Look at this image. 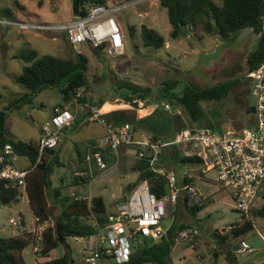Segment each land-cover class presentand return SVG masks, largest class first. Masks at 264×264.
Listing matches in <instances>:
<instances>
[{
	"label": "rangeland",
	"instance_id": "obj_1",
	"mask_svg": "<svg viewBox=\"0 0 264 264\" xmlns=\"http://www.w3.org/2000/svg\"><path fill=\"white\" fill-rule=\"evenodd\" d=\"M126 1L132 0H106L111 3L121 2L122 5ZM213 1L221 2V0ZM158 2L159 0H141L124 5L116 11L117 19L124 33V46L120 53L111 55L102 46L97 47L96 50L87 43H80L73 47L67 41L63 30L39 29L22 25V22L55 24L67 21L72 16L71 0H0V108H7L5 118L7 135L19 140H39L41 125L49 120L52 108L57 102L66 104L69 110L74 111L73 105L68 104L69 99H65L63 93L55 87L40 89L30 102L21 101L20 104L9 106L15 97L20 96L26 90L23 85L14 80V76L22 71L23 65L26 63L16 54L30 48L36 49L39 54H53L61 57L74 56L80 49L87 57L88 87H79L72 97L78 101H83L79 98L83 95L90 96V98L92 96L91 99L94 100L97 97H103L104 102L107 103L105 107L119 110L121 114H115V117H120L124 121H129L128 119L132 118V114L135 112L144 113L148 109L147 104L152 103L154 107L149 115L156 116L147 120L149 122L147 123L156 132H158L157 127L164 126V120L160 119L167 117L168 123L173 121L170 128L175 132L185 126H206L222 132L226 129H238L250 121L252 114L248 113L247 109L255 99L251 93V84H245L246 58L255 47L259 35L249 27L225 37L193 28L188 30L184 27L182 33L184 35L181 38L179 36L182 34L172 37L167 9ZM143 23L155 28L164 39H167L170 43L169 47L154 48L151 45H146L141 35V24ZM179 62H183L182 64H185L189 70H181V73L175 71L173 67H178ZM170 77H177L180 80L179 87H176L175 91L180 90L186 81L199 86L211 85L223 80H231L233 84L224 97L203 100L201 102L203 118L198 121H190L181 106L173 105L170 100L160 94L161 81ZM116 78L149 85L152 87L151 95L146 99H140L141 101L136 104L125 102L116 87ZM83 102H88V100ZM139 107L143 108L142 112L137 111ZM123 109L127 111L125 112ZM75 123L78 124L76 128L65 126L60 131V136L64 140L63 147L59 151L51 173L53 184L60 181L59 177L63 178L61 183H66V185H61V190L62 193L67 194L72 192L69 186L72 185V176L77 174L75 172H87V169L83 167V161L77 155L74 143L76 141L83 144L93 142L90 139L83 140V135L87 132L93 136H101L100 139L105 134V131L101 133L102 126L98 121L89 119L83 121L82 118H77L74 125ZM129 123L131 122L129 121ZM148 132L150 133V131ZM71 138H73L72 145L69 143ZM172 147L176 149L177 153L182 152L180 145ZM45 154L47 161L55 156L54 153ZM121 154L119 146L118 159L109 154L107 157L109 166L105 170L95 173L86 182L74 183L73 181V185L77 184L78 189L81 188L88 193L101 194L107 210L113 208L115 201H121L122 193L127 196L131 193L133 189L131 185L137 179V171L128 169V164ZM17 157L26 161L25 163H30L25 155H17ZM15 163L17 164V162ZM157 165L166 167L163 162H160V159ZM211 175L212 172L207 171L205 174L196 176L197 186L201 191L204 194L212 192L215 199L202 207L201 221L194 222V227L200 232L199 235L193 240H179L191 245L185 246L189 247L186 248V251L193 249L192 246L200 245V240L204 235L211 236L218 244L219 239L215 237L214 233L208 234L211 225L221 227L236 222L241 216V213L231 206L233 202L229 197L223 201L218 196L219 184L211 178ZM128 183L130 187L127 186ZM17 209L18 206L13 200L8 203H0V235L6 236L16 231V226L9 222V218L18 220ZM59 209L60 205L52 206V214L43 222H37L33 218L34 230L29 231L37 241L38 249H34L32 243L23 248L22 254L26 264H33L38 258H41L37 253L40 249V239L37 236L45 226L54 222V215ZM204 214L205 216H203ZM32 215V212L27 210V218H31ZM248 219L255 223L254 228L243 235L231 236L228 251L218 255L217 264H231L232 262L252 264L253 261L262 258L264 239L258 232L264 233V218L255 215L252 211ZM87 220L94 223L92 217ZM161 222L168 223L169 216L162 217ZM242 237L252 247V251L233 250ZM88 240H92V235L81 240L75 237L67 238L66 241L74 264H78L81 249L91 248L92 241ZM140 241V237L135 239L133 246ZM62 250H64V244L61 243L50 254L54 255ZM172 254L175 253L172 252ZM230 254L232 257H229ZM195 256L196 251L194 250L185 253V260H182V264H195ZM205 259L203 264H213L212 258L206 256Z\"/></svg>",
	"mask_w": 264,
	"mask_h": 264
},
{
	"label": "trees",
	"instance_id": "obj_2",
	"mask_svg": "<svg viewBox=\"0 0 264 264\" xmlns=\"http://www.w3.org/2000/svg\"><path fill=\"white\" fill-rule=\"evenodd\" d=\"M91 2L108 3L106 0H71V11L73 15L85 14L87 6ZM160 5L167 9L168 20L171 25L170 35L177 37L183 33L184 27L189 29H198L209 34H217L225 37L236 33L245 27L251 28L254 33L259 30V15L264 7V0H221L215 3L213 0H159ZM132 28V27H131ZM141 35L146 45L159 48L164 44V37L156 29L141 24ZM92 46V45H90ZM94 50L97 47L92 46ZM17 57L24 60L22 71L14 76V80L25 87V91L18 97H15L9 106L20 104L21 101L30 102L35 93L44 87H55L63 93L65 99H70L79 87H88L86 75L87 57L81 51L76 52L74 56L61 57L53 54H39L34 48L24 49ZM264 59V37L258 36L255 47L250 51L246 58L248 70H252L261 60ZM233 81L223 80L211 85L199 86L190 82H185L180 90L179 80L177 78H166L159 86L160 94L173 104L181 106L186 112L190 121H198L203 118V100L220 99L224 97ZM116 87L125 102L136 104L137 100L146 99L151 95L152 87L129 80L116 78ZM81 100L96 102L101 105L105 99L97 97L91 99L90 96H80ZM7 108H0V151L6 142L12 145L13 153L25 155L31 162L25 175V191L28 196L29 204L37 222H43L52 214V206L60 205V209L54 215V222L45 226L39 238L40 249L37 251L42 257L33 264H74V259L70 253L67 237H77L91 235L96 231L95 222L92 223L87 218L92 217L101 225L107 221L108 211L102 195H92L90 198L77 197L75 194L62 193L61 185H53L51 173L57 157L53 156L46 160L45 152H53L52 148H45L39 153V140H19L8 136L5 128ZM109 113H104L106 120L113 123H121L124 120L120 117L110 118ZM133 115V114H132ZM156 115H147L136 119L133 115L128 120L135 129H144L150 131L155 138L157 134L152 132L147 120ZM171 119V118H170ZM128 121V122H129ZM148 122V123H147ZM173 121H171L172 123ZM172 137V136H171ZM170 137V138H171ZM169 138V139H170ZM167 140V139H165ZM87 143H74L77 155L84 162V152ZM137 165L134 167L138 171L136 181L131 186H135L143 179H147L149 188L158 195H164L167 192V184L156 171L149 165L148 155L137 157ZM159 161V159H158ZM157 161V163H158ZM179 164L185 163L197 164L200 159L195 154H185L181 152L178 157ZM97 173V172H95ZM94 173V174H95ZM93 175L82 171L72 176V183L86 182ZM18 185L7 183L6 179L0 178V203L4 197L15 199L18 193ZM191 214H195L202 204L187 205ZM255 215L264 218V201L253 208ZM56 223H59L64 241L57 237ZM225 234L214 233L221 239L228 235L237 236L253 227L248 219L237 224ZM190 226L187 222H180L178 225L173 223L166 230L162 239L155 241L151 237L139 235L141 241L133 246L130 262L136 263L141 260H155L159 264H167L170 259V250L175 242V235L178 229ZM33 234L25 231L21 235L0 236V264H26L22 249L29 243L36 244ZM64 244V250L61 254L51 255L52 250L59 244ZM229 257H232L230 254ZM264 264V263H261Z\"/></svg>",
	"mask_w": 264,
	"mask_h": 264
},
{
	"label": "built area",
	"instance_id": "obj_3",
	"mask_svg": "<svg viewBox=\"0 0 264 264\" xmlns=\"http://www.w3.org/2000/svg\"><path fill=\"white\" fill-rule=\"evenodd\" d=\"M138 1L141 0L126 1L123 5L121 2H91L85 14L72 15L67 21L55 24L22 22V25L63 30L73 47L87 43L105 47L108 53L116 55L124 46V33L116 11ZM259 23L257 34L264 37V7L259 15ZM251 75V93L255 99L252 119L238 129H226L222 132L206 126H185L167 140L155 138L146 131L137 136L128 121L118 124L107 121L103 116L102 105L87 103L89 118L105 127L102 139L87 143L84 152L87 172L94 175L95 172L105 170L109 166V154L118 159V147L130 144L134 146L136 157L148 155L149 165L166 181L168 190L164 195L157 196L150 190L147 179L137 183L125 200L108 213L104 225L94 221L96 231L91 234L92 246L82 249V264H159L149 259L131 263L133 241L139 235L151 237L155 241L162 239L166 234V228L161 225L166 200L175 202L179 193H182L189 206L203 203L206 198L193 180L195 176L207 171L212 172L211 178L215 182L229 190L233 207L241 213L236 223L250 217L253 208L264 201V59L251 70ZM72 118L68 110L58 106L53 108L49 120L41 125L39 153L45 148L56 146L61 129ZM177 143L187 146L185 154H195L200 159L197 164H184L181 171L183 180L180 183L177 182V173L173 169L157 165L162 148ZM12 153V145L6 142L0 151V178L25 188L27 169L18 168L11 163ZM250 221L252 225L255 224ZM9 222L14 226L18 224L14 218H9ZM233 223L216 227L214 231L220 235L225 234L235 227ZM199 233L196 227L186 226L177 230L175 241L193 240ZM258 233L264 239V233ZM88 237L89 235L75 238L81 240ZM33 248L38 249V245ZM236 249L250 251L251 247L246 240H240Z\"/></svg>",
	"mask_w": 264,
	"mask_h": 264
},
{
	"label": "crops",
	"instance_id": "obj_4",
	"mask_svg": "<svg viewBox=\"0 0 264 264\" xmlns=\"http://www.w3.org/2000/svg\"><path fill=\"white\" fill-rule=\"evenodd\" d=\"M108 3H111V2H108ZM183 35L184 34H182L179 37L181 38ZM164 41L165 42H164L163 46L164 47H166V46L169 47L170 43L168 42V40L167 39H164ZM182 63L179 62L178 63V67H175L174 66L173 69H175V71L180 72V73H181V70L188 71L189 70L188 67L185 64H182ZM173 78H177V77H173ZM179 84H180V80H179ZM69 103L71 105H73L74 111L73 110L72 111L69 110L67 108L66 104L64 105V104H61V103H58V102L53 106V108L55 106L61 107L63 109L68 110L71 113V115H72L73 118L70 121V123L68 125H65V126H69L72 129L73 128H76V125H78V124L75 123V125H74V122H76L77 118H82L83 121L85 119L86 120H88V119L89 120H92V119L89 118V114H88V112H89L88 111V107H87V103L88 102L78 101V100H75V98L72 97V98L69 99L68 104ZM106 104H107L106 102H104L103 104H101L102 105L103 114L104 113H107V112H111V113H109L108 116H110V118H112V119L115 117V114H121V112L119 110H116V109H107L105 107ZM147 106H148V109H146L147 111H145L144 113H136V112L133 113V115L135 116L136 119L145 117V116L149 115L150 113H152L151 110L153 109L154 105H152V103H150V104H147ZM53 108H52L51 114L53 113ZM142 110H143V108H141V107H139L137 109L138 112L139 111L142 112ZM123 111L126 112L127 110L126 109H123ZM167 118H161V119L159 118L160 120H164V126L157 127L156 129L158 130V132L152 130L153 133H155L157 135L160 134L159 135L160 137L159 136L158 137L160 139H162V140L169 139L175 133V131H171V128H170L171 127V125H170L171 123H168ZM107 121H109V120H107ZM98 123L102 126L101 133H104V131H105L104 125L102 123H100V122H98ZM131 126H132V124H131ZM133 129H134L135 135H137V136L140 135V133H143V132L147 131V130H144V129H135V128H133ZM97 137H99V138H97ZM100 137L101 136H93V135H90L87 132L86 134L83 135V138H84L83 140H89L90 139L92 141H99L100 140ZM77 140H81V139H77ZM63 141H64L63 140V137L60 136L59 141H58L59 144L57 143L56 146H54L52 148L53 149V152L46 151L45 153H50V154L51 153H54L55 156L57 157L58 154H59L60 149L63 147ZM69 143L71 145L73 144V138H71V140H69ZM173 145H178V146L180 145L182 147V150L181 151L183 153H186V150H187V146L186 145H184L182 143L172 144V145H168V146H165V147L162 148V150H161V152L159 154V159H160V162H163V164H165L167 168L173 169L175 172H177V182L180 183L183 180L182 175H181V171H182V167L184 166V164L183 165L179 164V161H178L179 152L177 153L176 149L174 147H172ZM120 147H121V153H122L121 155L125 158V160H126V162L128 164V169H130V170H136L134 167L137 165V160L138 159H137V157H136V155L134 153V146L133 145H130V144H122V145H120ZM17 155L18 154H12L10 156L11 163L14 166L18 167V168L28 169L31 166V162L30 163H25L26 161H23L22 159H18ZM15 162H17V164ZM81 172L82 171H76L75 173H81ZM137 173H138V171H137ZM59 176H57V177H59ZM137 176H138V174H137ZM59 179H60V181H56L58 183L57 184L55 183L53 185H58V184L59 185H66V183H63V184L61 183V179H63V178L59 177ZM193 181L197 185L196 176L194 177V180ZM217 184H219V183H217ZM127 186L130 187V184L128 183ZM73 187L75 188V191L74 192H73ZM18 188H19V190H18V193L16 195V198L13 199V201H15L16 202V205L18 206V209L16 210V212L18 213V215H17V217H18V220H17L18 221V224L15 225L16 226V231L13 232L12 234H8L6 236L21 235L25 231L34 230V228H33L34 227V225H33V218H35V217H34V214L32 212V209L30 207L29 200H28V196L26 194L25 188L22 187V186H18ZM69 188L72 189L71 194L74 193L75 196H77V197H80L81 196V197L90 198V196H92V195H101V194H94V193H90V192L89 193L88 192H85V190H82L81 188L78 189L77 184L76 185H73V183H72V185L69 186ZM131 188H133V186H131ZM199 190L201 191L200 188H199ZM219 191L220 192H218V196L220 198H222L223 201H226L225 199L227 197H229L232 200V197H231V194H230L229 190L226 189L225 187H223L220 184H219ZM201 193L206 198L204 200V202L201 203L202 204V207L206 203H208L210 201H213L215 199V196H214V194L212 192L205 193L204 194V192L201 191ZM124 196H125V198L127 197L126 194H123L122 193L121 201H118V200L115 201V203L113 205V208H111L110 210H107V211L110 212V211L114 210L119 203H121L122 201L125 200V199H123ZM10 201H12V199L9 198V201H7L5 203H8ZM232 202H233V200H232ZM165 205H166V210H165V213H164L163 217L165 218V217L169 216V222L168 223H164V222L162 223L161 222L162 223L161 225L163 227H165L166 230L173 223H176L178 225L180 222H187V223L190 224V226H192V225L194 226V222L195 221H197V220H200L201 221V215L202 214H200V211L203 208H200L198 211L195 212V214H191V212L188 210V207L186 206V203L184 201V195L182 193H179V195L177 197V200L175 202H171L169 200H166L165 201ZM231 206H233V203L231 204ZM27 210H29V211L32 212L33 215H32L31 218H27V216H26ZM203 216H205V214ZM208 216H210V215H208ZM10 218H12V217H10ZM204 221L208 222L205 219H204ZM208 224H210V223L208 222ZM215 228L216 227H214L213 225H211V230H210V232L208 234H210L211 232L214 233V229ZM253 228L254 227H252L248 231L252 230ZM241 234L243 235V233H241ZM241 234H239L237 236H240ZM214 235H215V237L217 239H219L218 244H216L215 240L211 236L204 235V236H202V238L200 240L201 241V244L198 245V246H196V247L192 246L193 249H190V251L191 250L196 251V256H195L196 259L194 261L195 264H203L204 263V260H206L205 259L206 256H207V258H212L213 264H217L218 263V260H219L217 258L218 255L220 253H222V252L228 251L229 244H230V238H231V236H234V235H231L230 234L227 237H225L224 239L218 238V236L215 233H214ZM0 236H5V235H0ZM241 239L242 240H245V238H243V237ZM88 241L91 242L92 240H88ZM185 246H191V245L185 244L183 241H175L174 244L171 247V250H170V259H169V262L167 264H182V262H183L182 260H185V253L190 252V251H186V248H189V247H185ZM236 247H237L236 245L233 247V250L234 251H235ZM262 250H263V256H262V258L259 259V260H257V261H253L252 264H261V263H264V245L262 246ZM250 251H252V247H251V250ZM62 252H63V250L61 252H59V253H56V254L59 255ZM172 252H174L175 254L173 255ZM80 253H81V255H80L79 259H78V264H82V260H83V258H82L83 257L82 256V249L80 250ZM22 256H23V254H22ZM41 258H38V259H41ZM23 259H24V257H23ZM231 264H236V262L235 263L232 262Z\"/></svg>",
	"mask_w": 264,
	"mask_h": 264
},
{
	"label": "water",
	"instance_id": "obj_5",
	"mask_svg": "<svg viewBox=\"0 0 264 264\" xmlns=\"http://www.w3.org/2000/svg\"><path fill=\"white\" fill-rule=\"evenodd\" d=\"M253 111H254V105L250 104L248 109H247V112L248 113H252ZM246 126H249V124H246ZM157 196H159V195H157ZM123 199H125V196H124ZM7 201H9V197H4V198L1 199V203H5ZM56 233H57L58 239H60L61 241L65 240V238L63 236L62 228H61L59 223H56Z\"/></svg>",
	"mask_w": 264,
	"mask_h": 264
},
{
	"label": "flooded vegetation",
	"instance_id": "obj_6",
	"mask_svg": "<svg viewBox=\"0 0 264 264\" xmlns=\"http://www.w3.org/2000/svg\"><path fill=\"white\" fill-rule=\"evenodd\" d=\"M245 76H246L245 84L246 85H250L251 84V80H252L251 70L246 69L245 70ZM249 105H248V107H249Z\"/></svg>",
	"mask_w": 264,
	"mask_h": 264
}]
</instances>
